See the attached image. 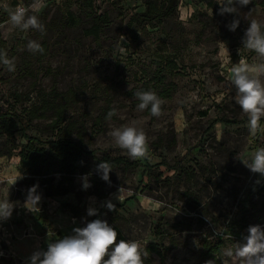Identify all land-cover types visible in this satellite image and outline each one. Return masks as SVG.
I'll list each match as a JSON object with an SVG mask.
<instances>
[{"label": "rangeland", "instance_id": "1", "mask_svg": "<svg viewBox=\"0 0 264 264\" xmlns=\"http://www.w3.org/2000/svg\"><path fill=\"white\" fill-rule=\"evenodd\" d=\"M147 1L92 0L88 7L86 0H38L33 12V0H0V53L16 66L9 72L0 63V113L19 116L28 135L53 141L52 113L30 121L24 109L38 106L41 92L56 84L59 93H75L66 120L84 125L86 151L137 162L132 168L110 167V184L97 172L40 177L51 189L68 191L48 196L36 186L40 208L32 213L24 206L26 198L17 196L16 180L24 171L19 152L27 145L17 131L9 141L12 156L0 158V202L15 206L12 216L0 221V264H28L58 234L69 235L97 218L117 228L118 239L138 241L144 264H240L224 250L240 242L249 226L264 227V176L241 160L264 147V131H249L229 72L241 57L250 66L264 64V57L242 44L249 20L264 21V5L250 0L246 6L236 4L237 13L221 14L225 0H173L162 23H133L147 11ZM18 5L37 15L43 32L11 25L9 13ZM68 10L77 26L65 27ZM92 15L106 18L98 38L87 35ZM234 19L240 25L233 32L228 25ZM29 41L44 48L33 53ZM158 72L165 78L160 86L151 80ZM259 78L264 80V74ZM163 89L170 90L169 96ZM141 90L157 94L159 116L137 109L134 94ZM109 102L115 118L93 137V124ZM133 123L146 134L144 158H129L109 136L113 128ZM72 138L79 141L76 134ZM7 140L0 133V146ZM83 163L91 165L94 159L84 157ZM146 163L154 169L147 171ZM85 175L91 184L87 190L82 187ZM120 188L122 199L117 200ZM108 200L114 203L111 211L103 206ZM26 206L34 207L31 202ZM90 206L98 209L97 216L87 215ZM204 247L219 252L214 249L206 258Z\"/></svg>", "mask_w": 264, "mask_h": 264}, {"label": "clouds", "instance_id": "2", "mask_svg": "<svg viewBox=\"0 0 264 264\" xmlns=\"http://www.w3.org/2000/svg\"><path fill=\"white\" fill-rule=\"evenodd\" d=\"M250 0H225L220 8V13H237L236 4L246 6ZM38 0H33L29 6L33 12L38 10ZM29 8L18 5L9 13V20L12 26L20 31L30 29L44 31V25L39 21L37 15H29ZM240 25L239 19H234L228 28L236 31ZM244 48L252 50L260 57H264V21L251 19L248 27L244 31L242 38ZM28 50L36 53L42 51L41 45L36 41L28 42ZM0 63L9 72L15 71L13 60L0 53ZM231 84L235 87V103L238 104L244 114L247 115L249 131L253 134L264 131L261 119L264 118V80L259 78V74H264V64L250 66L245 58L232 64L229 69ZM135 98L139 111L148 109L152 116L161 114V100L157 94L150 90L137 91ZM114 144L121 150L126 151L131 159L144 158L147 155V138L145 132L130 124L113 128L109 132ZM241 159V158H240ZM243 163L253 173L264 176V147L258 148L251 156L250 160H243ZM110 166L101 162L97 165V173L100 178L111 183ZM82 187L87 190L91 187L87 175L83 177ZM32 188L26 197L25 208L34 213L39 207L41 197L33 194ZM122 199V189L118 190L115 197ZM31 202L34 207H27ZM108 210L114 209L112 200H108L103 205ZM15 206L8 200L0 202V221L9 219ZM40 208V207H39ZM98 209L89 207L88 216H97ZM222 235L215 231V236ZM119 233L105 219H94L85 223L83 227H75L72 234L61 239L54 240L48 244L44 251H35L29 258L28 264H144V253L140 249L139 242L133 239H118ZM224 255L232 258H239L240 264H264V227L251 225L247 229V234L242 237L236 245L227 247Z\"/></svg>", "mask_w": 264, "mask_h": 264}, {"label": "trees", "instance_id": "3", "mask_svg": "<svg viewBox=\"0 0 264 264\" xmlns=\"http://www.w3.org/2000/svg\"><path fill=\"white\" fill-rule=\"evenodd\" d=\"M172 1L173 0H163V3L159 6L154 0H148L147 11L132 19L133 23H136L139 20H141V22L143 21L146 25H152L154 21H157L159 24L162 23V21L169 16L170 4ZM86 2L87 6L91 7L92 0H86ZM260 3L261 5H264V0H261ZM65 15V27H74L79 24L78 20L74 18L69 10L66 11ZM91 18L94 21V25L88 30L87 35L98 38L102 31V26L106 22V18L104 16L94 15H92ZM42 48H44V45H42ZM0 51H2L1 47ZM176 68L177 67L175 66V69ZM151 80L155 81V83L160 86L164 83L165 78L162 76L161 72H158ZM169 92L170 90L163 89L161 93L165 94V96H169ZM40 95V104L38 106L26 108L24 109V112L27 113V117L30 118V121L32 120L31 117L38 118L44 116L47 112L52 113V122L49 124V129L54 133L56 139L51 142H43L38 137L28 135L26 126L22 121L18 120L20 118L19 116L13 115L14 118H18L16 124L10 113H0V133L5 134L8 138L7 142L0 146V158L12 156L14 148L13 144L9 141H12L17 131L21 132L23 138L27 141V145H25L19 152L20 165L24 171L23 176L16 180L18 197L26 198L29 190L38 185L46 191L48 196L64 195L67 193V189H64L63 191H60L61 188L58 187L56 189H51V187L46 184V181L40 180V177L46 175L53 176L54 173H59L65 177H74L75 175H83L85 173L94 174L97 172V165L101 162H105L110 167L115 168H132L135 165L137 166L136 161L130 162L124 157H97L96 151L89 152L85 150L83 145L85 134L84 125L79 124L76 121L67 122L66 120V114L71 106L73 98H75V93L72 91H69L66 94L59 93L56 84H53L50 92H41ZM16 98L18 99L20 96L17 95ZM114 118L115 110L109 102V104H107L102 110V113L96 118L93 124L92 136L94 137V135L101 132L105 123ZM74 134L78 136V142L73 141L72 136H74ZM39 145H42L43 148H39ZM46 145L50 146V150L47 152L44 150V146ZM84 157H92L94 163L91 165L83 163ZM56 165V172H53L54 166ZM145 167L149 172L154 169V167L150 166L148 163L145 164ZM115 229L119 233L118 229ZM70 234H72V232ZM64 236L67 235L58 234L57 240ZM214 249H216V253L219 252L218 247H204L205 257H212L211 252H215Z\"/></svg>", "mask_w": 264, "mask_h": 264}, {"label": "built area", "instance_id": "4", "mask_svg": "<svg viewBox=\"0 0 264 264\" xmlns=\"http://www.w3.org/2000/svg\"><path fill=\"white\" fill-rule=\"evenodd\" d=\"M15 9V8H14ZM0 228H1V224H0ZM3 257V254H2V252L0 251V260H1V258Z\"/></svg>", "mask_w": 264, "mask_h": 264}]
</instances>
